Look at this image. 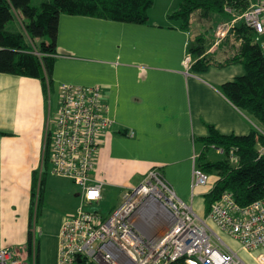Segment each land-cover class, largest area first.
<instances>
[{
	"label": "crops",
	"instance_id": "0c3cea01",
	"mask_svg": "<svg viewBox=\"0 0 264 264\" xmlns=\"http://www.w3.org/2000/svg\"><path fill=\"white\" fill-rule=\"evenodd\" d=\"M159 1L147 25L62 15L47 89L40 80L0 73V250L18 254L24 264H58V233L70 216L66 214L52 234L41 222L46 230L42 235L39 231L38 238L32 236L29 255L34 218L38 225L33 188L37 182L40 192L42 180L44 192L47 187L43 169L55 120L50 96L55 95L59 111L62 85L99 87L115 122L99 137L93 179L104 184L103 199L88 206L89 211L99 212L110 197L118 199L119 207L128 189L157 170L182 201L207 219L205 196L218 177L208 176V185H196V162L203 152L198 141L209 135L210 126L225 136H247L263 128L222 91L223 85L245 74L242 64H228L236 52L234 39L216 46L217 27L210 30L199 14L196 24L194 16L190 29L183 30L170 19L181 0H161L156 9ZM225 17L231 19L226 12ZM198 36L210 42L206 55L217 63L204 73L191 70L189 47Z\"/></svg>",
	"mask_w": 264,
	"mask_h": 264
},
{
	"label": "built area",
	"instance_id": "2783aa9c",
	"mask_svg": "<svg viewBox=\"0 0 264 264\" xmlns=\"http://www.w3.org/2000/svg\"><path fill=\"white\" fill-rule=\"evenodd\" d=\"M248 1L243 12L226 6L231 19L217 26L216 46L233 38L235 27L243 23L264 49V0ZM15 17L20 22L16 13ZM191 62L188 55L187 68ZM60 103L48 133L50 173L80 188L81 206L61 226L58 264H250L224 236L238 243L254 264H264V199L241 206L226 192L203 220L160 172L151 170L142 184L124 193L121 205L108 216L87 210L103 199L104 184L95 181L93 173L99 137L115 122L99 87L64 84ZM230 160L239 161L234 155ZM195 182L206 186L209 177L198 169ZM0 264L24 263L18 254L3 249Z\"/></svg>",
	"mask_w": 264,
	"mask_h": 264
},
{
	"label": "trees",
	"instance_id": "16d2710c",
	"mask_svg": "<svg viewBox=\"0 0 264 264\" xmlns=\"http://www.w3.org/2000/svg\"><path fill=\"white\" fill-rule=\"evenodd\" d=\"M155 3L156 0H49L34 6L32 0H0V73L40 80L47 89L51 85L62 15L147 25ZM226 6L243 12L249 7V1L181 0L178 11L170 19L180 23L183 30H189L195 15L210 21L214 15H225ZM15 13L22 32L8 27L15 19ZM232 36L236 52L228 64H242L245 74L223 85L222 91L264 130V49L257 34L243 23L235 27ZM208 42L204 36H198L189 47L194 59L191 70L195 73L207 72L217 64L206 55ZM198 142L203 146V152L196 162L197 168L207 176L218 177L213 190L205 196L207 213L226 192L231 193L241 206L264 199V153L258 150L259 146L264 149V131L253 130L247 136H225L210 126L209 135ZM212 149L224 151V159L210 160L208 153ZM231 155L239 159L236 166L230 161ZM44 166L50 173L49 149ZM37 184L32 192V207L38 205L36 214L39 216L44 180L40 183V192H37ZM32 227L31 224L29 255L32 253Z\"/></svg>",
	"mask_w": 264,
	"mask_h": 264
},
{
	"label": "rangeland",
	"instance_id": "374dc122",
	"mask_svg": "<svg viewBox=\"0 0 264 264\" xmlns=\"http://www.w3.org/2000/svg\"><path fill=\"white\" fill-rule=\"evenodd\" d=\"M46 1H49V0H32V5L39 6L42 2H46ZM160 1L156 9H158V7L161 8L162 1L161 2ZM160 8H159V12L162 11V9ZM226 19L227 18L225 17V15H216V17H213V19L210 21H205V20H202V21H204L203 23H205L206 26L208 25V28L210 30L211 29L214 30L219 24L226 22ZM193 21L195 25L196 16L195 18H193ZM171 22L175 24L177 23L176 21H173V20ZM8 27L9 29L22 32V27L20 25L19 20L16 17L9 24ZM54 96H55L54 94L50 96L51 100L53 99V114H52L53 119L56 117L58 113L57 100ZM258 125L262 127L260 123ZM262 130L263 128L261 129L260 132L264 131ZM261 148L262 147L259 146L258 150L260 151ZM208 157L211 160H222L224 159L225 156L221 153V150L212 149L209 152ZM231 163L233 166H236L238 164L232 161ZM43 170H44V176L46 175L45 178H46L47 187L45 189V192H43V199H42L43 203H42L41 210L38 216V225L35 226L34 222H36L37 224V221L35 218L33 220V226L34 228L36 227L35 231H36L37 238L40 233L41 235L43 234L44 232L43 229H45L43 226H40L41 222L47 223L46 229H49L48 231L52 234L54 231H56L59 228L60 222L66 216V214H69V215L74 214L78 210V208L81 206V196L78 197V194H81V190L76 184H74L70 180L57 178L53 176L51 173H48L45 168ZM38 173L40 175V170L38 171ZM116 201H118L116 197L108 198L105 201L106 203L104 207L98 210L99 213L101 215H105V214L108 215L114 208H117L115 207ZM58 236H59V233H58ZM223 238L236 252L239 253L241 257L247 260L250 264H254L252 260L248 258L247 254L243 253V251L240 250V245L238 243L228 238L227 236H224ZM27 264H32V262H27Z\"/></svg>",
	"mask_w": 264,
	"mask_h": 264
},
{
	"label": "bare ground",
	"instance_id": "6f19581e",
	"mask_svg": "<svg viewBox=\"0 0 264 264\" xmlns=\"http://www.w3.org/2000/svg\"><path fill=\"white\" fill-rule=\"evenodd\" d=\"M33 236V235H32ZM25 262V261H24Z\"/></svg>",
	"mask_w": 264,
	"mask_h": 264
}]
</instances>
